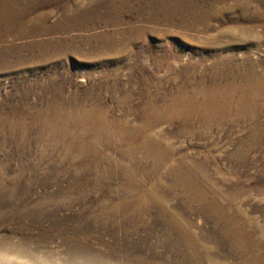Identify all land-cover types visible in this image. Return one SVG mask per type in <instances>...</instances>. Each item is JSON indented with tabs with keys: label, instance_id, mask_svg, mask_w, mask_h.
Instances as JSON below:
<instances>
[{
	"label": "rangeland",
	"instance_id": "rangeland-1",
	"mask_svg": "<svg viewBox=\"0 0 264 264\" xmlns=\"http://www.w3.org/2000/svg\"><path fill=\"white\" fill-rule=\"evenodd\" d=\"M179 1L189 23L187 13L168 18L164 0H134L120 12L93 10L91 0H44L28 28L9 34L1 25L0 115L62 112L74 129L76 109L95 121L100 107L115 130L151 117L153 102L172 109L178 93L192 90H207L228 115L193 112L184 122L177 113L172 124L155 115L150 137L114 134L109 150L98 139L92 148L91 135L73 151L49 132L21 139L0 129V264H238L247 251L246 264L262 263L261 247L245 238L264 235V99L242 103L233 86L250 80V94L264 92V0ZM66 7L77 19L65 17ZM30 28L39 33L25 36ZM217 86L232 94L217 96ZM169 145L188 167L169 172ZM199 170L213 177L209 184ZM224 177H233L229 185ZM207 188L213 204H241L263 230L230 228L220 207H202L197 192Z\"/></svg>",
	"mask_w": 264,
	"mask_h": 264
},
{
	"label": "bare ground",
	"instance_id": "bare-ground-1",
	"mask_svg": "<svg viewBox=\"0 0 264 264\" xmlns=\"http://www.w3.org/2000/svg\"><path fill=\"white\" fill-rule=\"evenodd\" d=\"M12 1L14 2L15 0H0V27L3 24H7L8 25L7 32L9 34L15 33L17 24L21 26L20 28H25V26L27 27L28 23H29L28 17L35 12L37 7L39 6V3H41L44 0H18V2H19L18 3L19 6L17 5L18 7H12V5H11V3H13ZM135 1L144 4V2H147L148 0H135ZM167 1L170 4V6L173 7L172 9H169L168 11L163 10V12L166 13L168 18L173 17V19H174V16L179 14V13H180V15H182V14L185 15L187 13L186 16H184V18H183V22L187 21L186 23H189V20L191 19L190 18L191 12L189 11L190 8L185 7V5L182 4L179 0H164V2H167ZM243 1H245V0H243ZM91 2L93 3V8H94L93 10L105 8V9L113 10L116 12H120L123 8L124 9L125 8L131 9L132 5L134 4L133 3L134 0H91ZM16 4H17V2H16ZM119 4H122L123 6L120 7V6H118ZM188 6H190V5H188ZM141 10H142V12H144L143 8ZM65 11H66L65 17L67 18V16H69V14H68L69 9L66 7ZM85 12L86 11L81 12V13H85ZM195 12H196V10H195ZM150 13H152V12H150ZM155 15L156 14H152L151 15L152 18H155L156 17ZM206 17H207L206 14H203L202 19H204V18L206 19ZM41 18L45 19L46 16H43V17L41 16ZM70 19L75 20V19H77V17L76 16L73 18L70 17L69 20ZM24 33H26L25 36L26 35H28V36L33 35L34 36V35H37L39 33V29L37 30L35 28H30L28 31H25ZM106 39H109V38L107 37ZM127 41H129V40H127ZM50 43H51V41H50ZM48 45L49 44L47 43V44H44L43 46L46 47ZM247 79H249V78H247ZM261 80L262 79L257 80L256 83H258ZM249 82L250 83H246L244 86H243V84H241L242 86H233V90L237 89V88H241L244 92L239 101H242V103H246L248 101L254 102V101H258L260 99L261 100L264 99V92H263L264 89L262 91L263 93L253 92V94H250V90L253 88L252 85L255 82H253V81L251 82L250 80H249ZM258 84H260V83H258ZM213 87H215V86H213ZM214 91L216 92L215 94L217 96H219V97L222 96V98L224 97L223 99L228 98L229 95L232 94L230 90H225L220 86H217ZM200 96H203L205 99L200 100V98H201ZM152 105H154L155 112L154 113L151 112L153 114L151 117L149 116L148 113L144 114L143 120L139 124L137 123V124H133V125L129 126L128 124H125V123L122 124L121 123V125H119L120 129H115V130L113 128V126H114L113 123L110 122V120L105 115V109H102L100 107L97 109V113L95 115L96 116L95 118L97 120H95V121L94 120L90 121L89 112H85L84 110H80V109L77 110L76 109V115L77 116H75V117H78L79 121H78L77 126L74 129L69 124V120L71 119V117H69L68 115H67V117H65V120L67 121V123L63 120L65 113L63 114L61 112L60 117H58V119H51L50 116L47 115V110L37 112L38 110H35V109L24 108L22 110H20V109L16 110V108H14L15 110L12 112L11 111H9L8 113L2 112L3 114L0 115V129H7L8 131H10L12 136H15L16 138L18 137L21 139L23 136L27 135L29 132H38L40 134L49 132L48 134H50L51 138L56 139V138L62 137V140H65V142H67V144L73 149V151L78 150L79 148H82V149L85 148L84 147L85 144L83 142V139L85 137L91 135L92 141L90 142V145L92 146V148L94 146L101 144L100 141L96 140V139H98V140H104V145H103V141H102V146L107 147L108 148L107 150H109L112 148L111 140H112V135H114V134L120 136L122 134H125L126 131H128L131 134L133 133V140H136L138 137L142 138L143 136L144 137H150L152 135L151 132L153 131V127L156 126V124L158 123L157 122L158 120H156L155 115L156 116L157 115L164 116V118L167 120V122H171V124L173 122H176V120L178 119L176 116L177 113L182 114L183 118L181 120H183L184 122H188V120H189L188 116L190 113H193V112H198V114L200 112V114L202 116H204L206 113H208L207 111H210V110L211 111H217L218 110V111H222L225 115H228L226 104H222V102H220V103L217 102V100L212 98V94L209 93L207 90H203V91H199V92L192 90V91H188V92L178 93L176 95V97L173 99V108L172 109H170V107H168L169 109L167 108L166 110L165 109L161 110L157 106V104L155 105L154 102ZM149 110H150V108H149ZM243 111H246V110L243 109ZM251 112H252V109H251V111H249L248 114H251ZM93 114H94V112H93ZM202 116H201V118L203 120H205V118ZM92 118H94V117H92ZM227 119L229 120V118H227ZM40 138L41 137H39V139ZM72 138H73V140H71ZM149 140H150V138H149ZM18 141H19V139H18ZM122 145H124V146L129 145L130 147H132L133 141L122 142ZM176 152H177V149L175 147L169 145L168 153L163 156L170 163L169 172H171V173H175V171H177V166L188 167V165H184L187 163L186 162L187 160H185V158H182V160L180 161L181 163H176ZM94 162H96V158L94 156H91L86 167L90 168ZM187 170H186V172H187ZM177 173H179V172H177ZM198 173H199L200 178L202 179V182H204V183L207 182L209 184L211 181L210 179L213 178V177L208 176L207 173L203 170H199ZM187 174H189L188 181L192 182L193 181L192 180L193 174L189 173V172H187ZM216 174L218 176L220 174V172H217ZM236 176H238V174H236ZM232 178L231 177H224V178H222V179H224L222 181L225 183V185H229L230 182L232 181ZM210 186H209V188H210ZM209 188H207L208 189L207 191L206 190L202 191L203 189L202 190L200 189L197 192L199 197L203 199L202 202L199 203L202 207H205L207 205H211V206L214 205L216 208L220 207L222 210L221 211L222 212L221 213L222 218L224 219V221L227 223V225L230 228H236L237 229V228L242 227V229H245L247 231L248 228L251 227V228H254L258 231L263 230V225H261L258 222H255L254 219L252 218V216L247 212L246 208L244 206H242L241 204L238 205V204H234V202H229L230 205L228 207H226V205L223 202L218 201L219 199H217L215 204H213L212 201L209 200L210 197L213 198V196L211 194L212 191H210ZM189 191H193V189H189L188 194L190 193ZM228 191L229 190H227V192ZM163 199H164L165 203H168L170 198L165 196ZM214 199H215V197H214ZM148 200H147V202H148ZM151 201H152V199H151ZM153 206H154V208H156L155 205H153ZM139 211L141 213H143V208L140 207ZM231 233H232V231H231ZM258 235L259 234H249L248 235L249 237L245 238V240L247 242L249 241L251 248L257 244L259 245V247H261L262 254H263L261 264H264V249H263V247H264V235L263 236L261 235L260 239L257 238ZM229 237H230V233L228 231L223 232L222 238L228 239ZM243 241H241V242H243ZM248 250H249V248H248ZM247 252L244 254V257H242V259L240 260V262L238 264H246V262H248L246 259V255H248ZM14 256H15V254H14ZM187 259L188 258H185V260H187ZM22 264H25V263H22Z\"/></svg>",
	"mask_w": 264,
	"mask_h": 264
}]
</instances>
